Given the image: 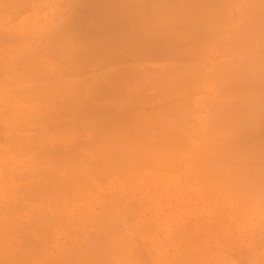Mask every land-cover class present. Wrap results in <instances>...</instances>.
Here are the masks:
<instances>
[{
	"label": "bare ground",
	"instance_id": "obj_1",
	"mask_svg": "<svg viewBox=\"0 0 264 264\" xmlns=\"http://www.w3.org/2000/svg\"><path fill=\"white\" fill-rule=\"evenodd\" d=\"M65 2L16 0L13 5H23L18 10L32 6L39 18L19 15L18 30L13 15L3 13L10 29L7 38L0 35V119L5 126L0 146L9 143L4 152L0 148V264H134L131 241L148 230L137 228L132 216L93 213L99 225L87 231L84 211L78 209L74 217L67 211L75 206L73 198L90 190L87 177L101 176L96 167L131 173L142 166L138 175L151 170L159 179L182 157L190 159L199 187L210 188L217 179L226 183L222 198L230 202L229 215L256 210L259 218L251 229L264 237V146L242 139L245 120L258 122L256 136L264 135V0H68L73 13L56 23L47 3ZM45 29L47 38L35 41L32 32ZM17 35L23 39L16 40ZM216 36L224 40L218 46L223 60L207 65L201 58L215 47ZM129 56L142 67L151 59L168 61L156 69H115ZM64 67L72 76L94 69L109 72L99 70L83 83L75 77L60 81ZM242 86L247 98L230 105L227 99L236 89L239 95ZM207 99L224 100L201 119L202 144L187 147L181 135L184 129V135L193 136L187 106L201 109ZM118 102L126 110L117 111L118 120L111 122L108 116ZM32 120L36 125L30 134L25 126ZM160 128L173 133L171 146H164ZM25 130L27 136L17 133ZM117 137L121 147L114 144ZM18 145L36 153L27 150L25 158L16 159ZM50 153L57 156L52 159ZM61 157L65 166L55 170ZM35 172L42 178H29ZM98 200L92 201L101 206ZM69 223L77 227L74 234ZM68 237L71 242L62 241Z\"/></svg>",
	"mask_w": 264,
	"mask_h": 264
},
{
	"label": "rangeland",
	"instance_id": "obj_2",
	"mask_svg": "<svg viewBox=\"0 0 264 264\" xmlns=\"http://www.w3.org/2000/svg\"><path fill=\"white\" fill-rule=\"evenodd\" d=\"M67 1L68 0H66V2ZM66 2L61 6L47 3L49 8L52 10L54 9L51 17L53 19L55 18L56 23L63 21L65 17L66 19H69L68 16L73 13L71 7ZM12 3L15 4L16 0H0V35L5 38L8 37L7 28L10 29V26H7L3 14L4 12L13 15L14 22L12 25L16 30H18L23 22L19 21V15L28 12L33 19H36L35 15H37L36 10L31 8V5L30 8L25 7L24 9L18 10V8L23 5L15 6ZM9 8H12L13 10H10ZM38 19L37 16L36 21H38ZM1 20H4L5 23ZM32 31H34V29ZM46 31L47 29L40 34L32 32V36L35 41H41L47 38ZM20 36L21 35H17L14 38L18 41L22 40L23 37ZM34 39L27 41L28 44L34 42ZM223 41L224 40L221 36H216L214 41L215 47L209 49L207 56H203L201 60L205 61L207 65L212 64V62H214L215 65L217 62L222 61L223 57H221V52H218V46L221 45ZM17 42H15V44H18ZM18 45L20 46V44ZM18 45L12 50L17 51L19 48ZM6 48L7 47L3 45L1 50L3 51ZM26 52L28 55H31L29 50H26ZM50 57L52 58L53 55H50ZM165 59L166 58L160 59L161 62L151 59L148 62H144V67H142L140 64L134 62L133 58L129 56L118 61V66H116L115 69L120 68L131 70V68L135 66L140 69H156L166 66L168 60L164 61ZM99 70L102 72L104 71L102 69H94L82 74H80L81 71H79V74L72 76L70 68L64 67V70L57 76V79L60 81H72L74 80L72 77H75L77 78L75 80L79 81V83L88 82L95 74H97V72H100ZM229 70L232 71V68H229ZM108 72L109 70L103 72V74H107ZM237 86H239V84H237ZM252 89L253 87H250L249 92H252ZM246 90L247 87H240V94L238 95V89H236V93L233 94V99H227L229 100L230 105L237 100L245 101L247 98ZM18 95L20 94L17 90L15 96ZM200 96L204 97L201 93ZM223 100L224 99H207L202 106L203 109H197L192 105L187 106V120L189 119L187 122L188 131H192L193 136L188 138L184 135L186 131L182 129L181 135L185 146L195 148L202 144L203 139L198 132L201 126V119L212 109L215 110V108L222 107ZM123 103L124 102H118L117 104L114 103V106L112 107L113 110H111V113L109 114L110 117L108 116V119L111 122L118 120V118H116L117 111L121 113L126 110L125 104ZM95 121L98 122V119ZM103 122L106 121L104 120ZM245 122V134L242 136L243 141L249 145L264 146L260 143L264 142V135L256 136L255 133L258 132V126L260 124L254 120H245ZM3 124L4 123L0 119V128H2L0 131L5 129ZM35 125L36 123L34 120H32V122L29 121L26 124L25 127L30 128V134L34 133ZM160 129L163 136L160 137V139L164 146H171L173 133L166 134L165 132H162L166 129ZM115 130L120 132L123 129L118 128ZM108 131L112 132L113 130L111 129ZM17 133H22L19 134V136H27L26 130L23 132L17 131ZM119 141L120 138L117 137L114 143L115 146L121 147ZM153 141L154 140H152V142ZM8 143L9 142L2 143V146H0L1 151L4 152L3 148ZM152 145L155 146V143H152ZM12 146L14 147V144ZM15 149L18 150L15 155L16 159H21L22 154L23 158H25V156H27V150L36 153L33 151L35 149H27L24 145L15 146ZM66 149V145L60 147L61 151H65ZM47 152L48 151H45V153ZM48 155H50L52 159L54 156H57L53 153ZM7 157H9V155ZM83 160L86 162L88 158L84 157ZM218 160L226 164L223 156H220ZM6 161L9 162V158H7ZM80 161V163L85 166L83 161ZM87 162L89 163L90 160ZM63 164L64 158L61 157L59 165L53 166V168L55 170L60 168L63 169L65 166ZM36 166L39 167V165ZM140 167H137L131 173H126L119 169L116 170L115 168L114 170H108L103 169L102 166H100V168L96 167V169L102 172L101 176L99 178L90 179L86 175L88 180L87 183L91 185L90 190L87 193L82 194L80 198H73L72 203H74L75 206L68 210L67 213L72 214V217H74L78 209L84 211L83 214L86 219H88L87 231L96 230L97 225H99L97 223L98 219H96V221L95 218H92L93 213H105V210L107 212L105 213L106 218L111 216L121 217L123 214H126V217L132 216L138 221V225H140L137 228H147L148 230L146 231V235L139 238L135 237L133 238L134 240L131 241V254L133 257L136 255V262L133 261L135 262L134 264H174L173 261H176V259L183 262H175L176 264H187V260H185L187 257H189L187 258L190 261L189 264H194L195 262V264H201L200 262H202V264H264V237H262L263 235H254L252 232L253 229H251L257 223L259 214L256 210L250 208L245 211L246 213L244 215L238 214L237 217L229 215L228 203L230 202L227 200L224 201V198H222L223 192L226 191V183L223 180L217 179L215 185L210 188L203 189L201 186L199 187V180L196 177L193 166L190 165V159L187 157H182L178 159L176 163L169 165L170 170L166 171L167 173L165 172L159 179L154 176L151 170H145L138 175L141 172ZM118 174L122 177L123 181L119 178ZM29 178L40 179L42 178V175L35 172V174L29 176ZM75 179L76 178H72V180ZM3 183L4 182L2 181L0 187ZM200 190L203 191L201 192ZM98 196V201L101 203V206L95 205L94 201H92L93 198H97ZM117 207H119V209ZM213 211H215V213ZM0 213L4 214L2 208H0ZM155 220H157V223ZM67 225L71 230V233L69 234H74L77 229L76 225L70 223ZM61 237L62 236L59 237L60 240ZM232 238L233 240H231ZM62 241L71 242L72 238L68 237V239H62ZM237 242H239V245L237 244L238 246L235 244ZM60 244L64 245V243ZM217 245V248L219 249L216 248ZM218 253L221 254L223 260L218 257L220 256L217 255ZM180 256L181 258L182 256L184 257L181 259ZM204 258L205 261H203Z\"/></svg>",
	"mask_w": 264,
	"mask_h": 264
}]
</instances>
